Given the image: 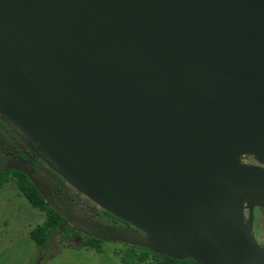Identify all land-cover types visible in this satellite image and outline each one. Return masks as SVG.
Instances as JSON below:
<instances>
[{"label": "water", "instance_id": "water-1", "mask_svg": "<svg viewBox=\"0 0 264 264\" xmlns=\"http://www.w3.org/2000/svg\"><path fill=\"white\" fill-rule=\"evenodd\" d=\"M0 120L108 239L264 264V0H0Z\"/></svg>", "mask_w": 264, "mask_h": 264}, {"label": "flooded vegetation", "instance_id": "flooded-vegetation-1", "mask_svg": "<svg viewBox=\"0 0 264 264\" xmlns=\"http://www.w3.org/2000/svg\"><path fill=\"white\" fill-rule=\"evenodd\" d=\"M39 153L33 145L28 146L19 141L0 120V169L23 173L45 201L58 212L64 220L54 235H58L56 237L60 249L72 247L71 241L75 247L87 248L83 245L86 238L112 241L107 236L113 231L119 227H130L79 192L64 187L62 178L48 166ZM244 161L254 163L251 158ZM252 226L255 239L264 246V206L254 207Z\"/></svg>", "mask_w": 264, "mask_h": 264}, {"label": "rangeland", "instance_id": "rangeland-1", "mask_svg": "<svg viewBox=\"0 0 264 264\" xmlns=\"http://www.w3.org/2000/svg\"><path fill=\"white\" fill-rule=\"evenodd\" d=\"M9 177L0 189V264H146L131 254L145 250L124 242L102 241L101 252L75 247L73 241L60 249L56 235L47 247L36 246L29 233L44 221V213L21 194L13 174Z\"/></svg>", "mask_w": 264, "mask_h": 264}, {"label": "trees", "instance_id": "trees-1", "mask_svg": "<svg viewBox=\"0 0 264 264\" xmlns=\"http://www.w3.org/2000/svg\"><path fill=\"white\" fill-rule=\"evenodd\" d=\"M9 174H13L16 178V184L21 194L29 201V203L36 209H39L44 213V221L35 226L29 233L31 239L35 242L36 246L42 247L50 244L53 236L58 232L59 227L64 220L58 214V212L45 201L40 195L35 186L31 183L27 176L23 173L15 170H2L0 169V189L10 177ZM102 241L95 238H86L83 245L95 249L97 252H101ZM136 247V246H132ZM81 248V247H80ZM137 248V247H136ZM140 248V247H138ZM145 252H131L133 257L137 256L139 262L146 261V264H199L192 259H172L167 256L154 253L146 248H143Z\"/></svg>", "mask_w": 264, "mask_h": 264}]
</instances>
